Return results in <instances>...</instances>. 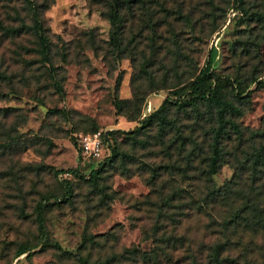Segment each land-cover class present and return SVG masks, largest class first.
Here are the masks:
<instances>
[{"label":"rangeland","instance_id":"1","mask_svg":"<svg viewBox=\"0 0 264 264\" xmlns=\"http://www.w3.org/2000/svg\"><path fill=\"white\" fill-rule=\"evenodd\" d=\"M34 1L0 0V264H79L80 253L92 264H215L212 246L226 239L223 264H264V153L256 157L264 144V0H134L120 9L119 48L111 0H36L47 59L32 28ZM201 68L224 76L219 94L234 107L226 118L241 129L224 138L226 161L208 181L213 103L166 104L132 131L148 102L157 109L170 89L188 84L177 83L184 70ZM95 129L115 131L118 153L90 177L108 148L103 142L100 156L87 157L76 138ZM68 168L84 175L55 173ZM235 171L236 196L247 199L238 217L242 202H201ZM63 178L72 184L66 198ZM42 195H53L45 222L62 248L15 256L20 244L39 242L34 205Z\"/></svg>","mask_w":264,"mask_h":264},{"label":"trees","instance_id":"2","mask_svg":"<svg viewBox=\"0 0 264 264\" xmlns=\"http://www.w3.org/2000/svg\"><path fill=\"white\" fill-rule=\"evenodd\" d=\"M30 2V0H27ZM134 0H111L109 4V11H108V19L111 23V33L110 38L112 40V43L116 46V48H119L121 39H120V32H121V26H122V20L120 16V9L124 6L131 7V3ZM30 4L31 10L33 11L32 18H33V24L32 28L37 33L38 38L42 44L41 49L43 52V55L47 57L49 56V43L47 41L46 36L43 34V26H42V19L39 14H41V9L38 8V3L36 0L34 2H31ZM261 16V19L263 21V28H264V9L262 12L259 13ZM215 30V27L213 28ZM53 73V70H52ZM7 74L0 71V76L7 77ZM188 78H191L188 82V84L181 89H170L167 94L164 96L162 103L160 106L155 110H150L147 112V114L143 115L144 118L141 120V124L135 126L134 130L132 131H138L140 130L144 125L147 124L149 121L148 119L151 118V116L154 113L159 112L166 104L174 105V106H185L187 104H191L194 100H206L211 103H213L216 106L217 109V128L215 130V133L213 135V139L211 141L210 146V154L208 156V163H207V169L205 172V180H210V177L217 172L218 166L220 162L226 161V158L224 155H226L225 151V142L224 138L228 135L230 131L236 132L237 136L240 135V126L238 123L232 119L226 118V112L231 111L234 107L226 100L222 99L219 94L220 90V81L224 76L221 75H213L211 71H207L203 68H201L197 73L196 69H190L184 70L183 75L179 77L178 81H184ZM233 81L232 78H229V80ZM53 83L55 84L58 89H61V86L58 82V80H54ZM236 88L234 90L236 91L235 94L238 96L245 95L246 88L237 86L235 82H231ZM239 87V88H238ZM121 100H116L115 104L118 109H120V103ZM146 117V118H145ZM162 119H164V116H161ZM99 130V129H98ZM97 131L91 130V132ZM114 130H105L102 138L103 142L106 144L108 148V154L100 160L94 168H90L89 174L90 177L95 176L104 166L106 162H109L110 160L114 159V157L117 155V139L115 136ZM112 141V142H110ZM240 142H237L236 145H234V148L236 149L239 147ZM260 150L258 149V152L256 154V157H262V153H264V144L260 143ZM80 151V147L78 148ZM261 151V152H260ZM232 154L236 155V152H231ZM59 172H71L74 175H80L83 176L78 169L68 168L67 170H56L55 173L58 174ZM240 177L239 171H235L234 175L226 180L221 186H211L203 193V197H201V202H242V204H238L237 207L234 209V215L237 217L243 212L244 207L246 205L247 199L244 198V195L242 196H236L237 193H241V188H235L234 185L238 184L237 178ZM63 187H64V194L63 198L69 197L72 195V184L68 178H63L62 180ZM53 196V195H52ZM51 195H42L39 200L34 205V218L37 223V231L39 236V242L35 245L22 243L18 246V248L15 251V256L27 252V254L32 252V248L40 245L41 247L45 246H53L55 248L61 249V245L56 240H52L49 237V231L45 222V210L48 206H50L52 203L50 199L52 197ZM54 199H59L55 197ZM234 215L229 216L228 218H225L223 220L225 227L228 228V225L231 224L232 220L234 219ZM233 218V219H232ZM88 239L87 235H84L82 238V241H86ZM227 241H216L212 246V251L210 254L211 261H213L215 264H223V261L226 260L223 256H221L222 248L226 245ZM26 254V255H27ZM76 259L79 264H92V262L88 259V257L84 254H76Z\"/></svg>","mask_w":264,"mask_h":264},{"label":"built area","instance_id":"3","mask_svg":"<svg viewBox=\"0 0 264 264\" xmlns=\"http://www.w3.org/2000/svg\"><path fill=\"white\" fill-rule=\"evenodd\" d=\"M151 103L148 102L146 106V112L150 111ZM144 112V115L146 114ZM105 131V130H104ZM103 130H97L94 132H80L78 134L77 144L81 149V153L87 157H98L103 150Z\"/></svg>","mask_w":264,"mask_h":264}]
</instances>
